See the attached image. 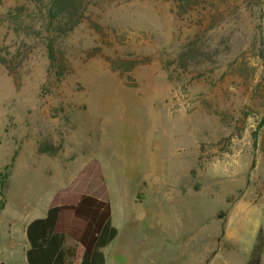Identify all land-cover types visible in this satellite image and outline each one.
<instances>
[{
	"label": "rangeland",
	"instance_id": "rangeland-1",
	"mask_svg": "<svg viewBox=\"0 0 264 264\" xmlns=\"http://www.w3.org/2000/svg\"><path fill=\"white\" fill-rule=\"evenodd\" d=\"M52 1L0 0V257L26 264L30 205L85 193L111 207L108 264H245L264 229V0H77L66 34Z\"/></svg>",
	"mask_w": 264,
	"mask_h": 264
},
{
	"label": "trees",
	"instance_id": "trees-1",
	"mask_svg": "<svg viewBox=\"0 0 264 264\" xmlns=\"http://www.w3.org/2000/svg\"><path fill=\"white\" fill-rule=\"evenodd\" d=\"M77 0H53L66 11L68 18L59 27L62 34L71 31L80 19L76 14ZM57 9V8H56ZM58 10V9H57ZM62 10V9H61ZM58 10V11H61ZM48 58L53 63L55 51L48 46ZM14 156L11 158V163ZM11 164L0 172V197L3 198L7 171ZM69 194H56L50 200L46 215L28 223L25 228L27 264H72L76 247L83 249L80 264H104L101 249L115 237L116 229L111 226V207L90 194L81 193L73 198ZM3 201H0V207ZM72 241L73 245H68ZM4 264V263H0ZM245 264H264V229L257 231L255 241Z\"/></svg>",
	"mask_w": 264,
	"mask_h": 264
},
{
	"label": "crops",
	"instance_id": "crops-1",
	"mask_svg": "<svg viewBox=\"0 0 264 264\" xmlns=\"http://www.w3.org/2000/svg\"><path fill=\"white\" fill-rule=\"evenodd\" d=\"M92 196H94V195H92ZM94 197H96V198H98V199H100L102 201H108L105 198H101V197H97V196H94ZM48 203L46 205L42 206V208L39 207L38 203H33L32 205H30V221H28L27 223H25L23 225L24 234H25V228H26V226L28 225L29 222H31V221H33L35 219H39V218L45 217ZM111 226L114 227V225L112 223V218H111ZM67 243H68V245H73L72 241H67ZM113 243H115V238L107 246H105L104 248L101 249V252L103 253L104 260H105L104 264H108V257H109L108 250H109V248L111 246H113ZM26 249H27V242H26V238H25L24 254H25ZM82 253H83V249L80 246H77L76 247V257L73 260L72 264H80ZM25 261H26V259H25ZM0 263L10 264V261L8 263V260H6L2 256V257H0Z\"/></svg>",
	"mask_w": 264,
	"mask_h": 264
}]
</instances>
